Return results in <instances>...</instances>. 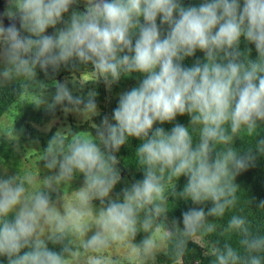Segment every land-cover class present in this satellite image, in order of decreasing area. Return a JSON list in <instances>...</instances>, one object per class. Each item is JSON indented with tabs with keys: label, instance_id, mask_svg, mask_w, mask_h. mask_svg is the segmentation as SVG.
<instances>
[{
	"label": "clouds",
	"instance_id": "clouds-1",
	"mask_svg": "<svg viewBox=\"0 0 264 264\" xmlns=\"http://www.w3.org/2000/svg\"><path fill=\"white\" fill-rule=\"evenodd\" d=\"M72 63L91 65L108 86L137 82L119 94L111 119L93 125L95 135L48 142L45 184L81 174L80 207L61 214L49 193L29 194L25 181L0 176V264H71L78 251L49 243L62 245L69 232L84 236L94 199L104 206L85 250L135 236L138 214L160 215L165 182L181 177L178 196L192 205L181 214L184 235L212 232L208 217L236 208V177L264 153V0H9L0 15V80H31L37 70L55 73ZM74 105L98 114L94 94L82 98L58 84L50 110ZM185 116L188 126L177 119ZM242 137L254 138L255 148L234 147ZM129 138L138 142L142 179L109 198L121 178L116 154ZM226 230L236 242L214 247L211 264H264V232L234 211ZM143 248L151 252L155 241L145 239Z\"/></svg>",
	"mask_w": 264,
	"mask_h": 264
},
{
	"label": "trees",
	"instance_id": "trees-1",
	"mask_svg": "<svg viewBox=\"0 0 264 264\" xmlns=\"http://www.w3.org/2000/svg\"><path fill=\"white\" fill-rule=\"evenodd\" d=\"M197 2V0H193ZM255 55V53H253ZM40 76H50L51 79H61L65 76L76 75L79 76L83 73L94 71L91 65L83 63H72L68 66L62 67L55 73L40 72L37 70ZM100 81V87L95 95L97 107L102 109V113L93 118L95 125L100 124L101 117L107 115L111 119L113 109L117 106L118 96L121 92L127 91L136 84L135 79L122 78L118 84L110 86L111 97H107L105 104V85L103 80ZM49 88L42 83H15L12 85L0 84V119L7 114L12 107H17L20 112L23 113L21 118L17 120V124L24 127L32 136L34 131L33 124H44L49 122L53 118L59 116L62 111L57 108L55 112L49 109H37L35 105L21 101L24 95L40 96L43 93L48 92ZM83 109L82 105H74L73 109ZM180 123L185 126L189 125V119L187 116L177 118ZM169 128V125H165ZM75 131H87L95 135L96 129L91 125H85L80 128L75 127ZM264 135V131L261 133ZM193 135H198V128L193 132ZM67 141V139H65ZM137 141L134 138H129V141L121 147L116 154L118 157V170L120 173V181L113 189L114 198H117L121 193V189L135 183L137 180L142 179V170L137 163L136 158V146ZM256 140L250 137L238 138L234 147L243 152L249 146L255 148ZM14 153L13 147L6 141L0 142V157L3 159H9ZM166 183V195H170L168 201L170 211L165 209V201L162 204L164 209L160 215L156 216L146 211H141L138 214V222L136 225L137 232L135 236H131L134 245L143 251V241L145 239L152 238L154 229L158 224H163L164 228L168 231L167 235V252L158 256V262L160 264H175L182 260L185 264H211L214 257L211 255L212 250L218 244L229 240L235 244L236 235L226 230L227 221L208 217L206 223L211 224L214 227L212 232L200 231L194 236L184 235V226L182 222V212L192 205L190 203H184L178 196V192L182 189L185 183V178L181 177L179 180H174L172 184ZM235 183L239 186L237 192V205L236 208L248 207L244 214L250 221L251 228L254 232H264V210H260L258 205L259 201L264 198V153L257 154L255 160V166L250 167L247 171L241 173L236 177ZM175 185V187H173ZM57 196V194H56ZM98 204L103 207L99 200ZM211 204L205 205L207 209ZM146 216L151 217L150 223L145 226ZM198 239L201 240L198 241ZM201 244H204L201 245ZM70 251H73V246L68 245ZM3 258H0L2 260ZM199 262V263H198Z\"/></svg>",
	"mask_w": 264,
	"mask_h": 264
},
{
	"label": "rangeland",
	"instance_id": "rangeland-1",
	"mask_svg": "<svg viewBox=\"0 0 264 264\" xmlns=\"http://www.w3.org/2000/svg\"><path fill=\"white\" fill-rule=\"evenodd\" d=\"M37 76L31 80L24 77H17L11 80H0L1 85H12L15 83H42L49 90L40 96L24 95L21 101H27L37 109H49V104L58 84L67 85L73 95L87 98L89 94L96 95L101 78L94 71L83 73L79 76L69 75L61 79H51L50 76H40L37 71ZM105 85V83H104ZM108 96L111 97L110 90ZM97 115L102 113V109L97 107ZM23 115L17 107L12 109L0 119V142L6 140L14 149V153L9 159L0 157V176H16L19 180L25 181V187L29 194L35 191H44L50 194L51 199L57 209L64 214L66 210L80 207V190L83 187L82 175L77 173L70 179L61 181H53L46 185L45 181L52 175V171L45 167L46 163V148L51 137L59 136L70 141L73 136L78 134H92L87 131H75L76 128L85 125H95L93 118L95 116L85 113L83 109L75 108L69 112H62L59 116L53 118L44 124H33L34 131L29 137L27 130L17 124V120ZM93 135V134H92ZM66 141V142H67ZM30 180V183L28 182ZM57 194V196H56ZM170 195H166L165 209L170 211L169 199ZM109 198H114L112 191ZM107 199V198H106ZM264 201V198L259 201ZM101 206L97 200H92L90 205L91 215L85 216L84 220L90 225V230L84 236H77L69 232L63 244L53 245L49 243V247L54 250H59L62 246L72 245L73 251H78V257L68 256L71 264H90L94 258H100L103 264H160L158 256L167 252V235L168 231L163 224H158L154 229L152 239L155 241V248L146 253L140 251L132 240V237H126L122 240L109 241L107 247H102L97 251L85 250L82 247V241H86L95 231L97 227L95 220L98 215V210ZM248 207L234 209L237 214L244 215ZM233 211L228 212L223 218L227 221L233 214ZM49 235V226L43 225L41 239L47 241ZM198 241L201 240L198 239ZM222 243L218 245H222ZM204 246V244H201ZM217 245V246H218ZM199 263V262H198ZM175 264H185L182 260Z\"/></svg>",
	"mask_w": 264,
	"mask_h": 264
},
{
	"label": "water",
	"instance_id": "water-1",
	"mask_svg": "<svg viewBox=\"0 0 264 264\" xmlns=\"http://www.w3.org/2000/svg\"><path fill=\"white\" fill-rule=\"evenodd\" d=\"M3 13H4V5H3L2 1L0 0V15H2ZM5 23H7L6 19H5ZM109 90H110V86L105 84V104L107 102Z\"/></svg>",
	"mask_w": 264,
	"mask_h": 264
},
{
	"label": "flooded vegetation",
	"instance_id": "flooded-vegetation-1",
	"mask_svg": "<svg viewBox=\"0 0 264 264\" xmlns=\"http://www.w3.org/2000/svg\"><path fill=\"white\" fill-rule=\"evenodd\" d=\"M3 5H4V12L6 11V9L9 7V0H1Z\"/></svg>",
	"mask_w": 264,
	"mask_h": 264
}]
</instances>
